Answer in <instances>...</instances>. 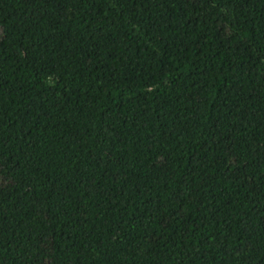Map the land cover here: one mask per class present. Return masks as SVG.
Wrapping results in <instances>:
<instances>
[{
  "label": "trees",
  "instance_id": "1",
  "mask_svg": "<svg viewBox=\"0 0 264 264\" xmlns=\"http://www.w3.org/2000/svg\"><path fill=\"white\" fill-rule=\"evenodd\" d=\"M0 264H264V0H0Z\"/></svg>",
  "mask_w": 264,
  "mask_h": 264
}]
</instances>
